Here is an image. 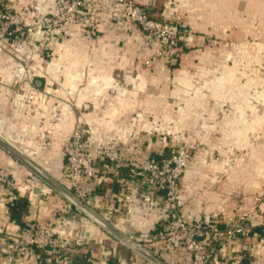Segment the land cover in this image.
Wrapping results in <instances>:
<instances>
[{"label":"crops","instance_id":"1","mask_svg":"<svg viewBox=\"0 0 264 264\" xmlns=\"http://www.w3.org/2000/svg\"><path fill=\"white\" fill-rule=\"evenodd\" d=\"M57 1L0 0V7L25 5L30 15L43 20ZM136 1L149 7L154 18L179 15L194 32L211 36L224 35L226 14L231 13L236 43L232 74L195 75L206 66L210 53L191 39L173 49L174 63L168 68L146 65L156 41L114 15H105L99 36L73 28L68 40L53 41L49 48L54 58H34L38 32L22 38L20 50L11 47V55H0V139L29 164L0 145V165L10 170L17 201L10 212L9 196L1 190L3 264H44L43 251L27 247L6 251L7 244L38 223L48 224L56 236L72 242L74 264H155L112 232L162 264H190L188 253L157 235L169 214L162 194H152L149 184L130 177L126 167L110 164L106 170L98 162L97 184L87 200L69 189L63 144L76 124L93 146L123 142L135 134L143 137L150 155L179 148L195 151L181 179L182 213L188 220L218 221L224 228V222L239 215L241 203L251 205L259 186L264 187V162L260 166L253 162L254 178L248 176L256 181L252 188L242 185L234 165L237 150H264L257 139L264 134V125L258 126L264 123V75L259 72L264 71V0ZM242 63L249 71L247 80L240 77ZM33 70L35 75L28 76ZM28 79L47 94L33 113L14 104L31 89ZM160 132L170 133L166 147L156 140ZM55 185L85 210L66 200ZM212 264H264V241L251 235L217 254Z\"/></svg>","mask_w":264,"mask_h":264},{"label":"built area","instance_id":"2","mask_svg":"<svg viewBox=\"0 0 264 264\" xmlns=\"http://www.w3.org/2000/svg\"><path fill=\"white\" fill-rule=\"evenodd\" d=\"M96 1L92 0L91 6L87 7L83 0H67L64 7L59 10V16L51 19L41 33L38 42L40 52L48 51L51 41L64 40L65 34L60 35L57 32L65 31L64 27L61 29L59 25L65 20L73 24L89 22L91 31L85 33L90 36L101 33L93 27L94 17L91 16ZM116 1L121 7L120 17L156 41V53L150 62L155 61L156 57L163 56L171 64L174 60L172 51L181 41V36L186 35V28L177 22L153 18L144 6L134 0ZM86 9L92 12L88 17L83 14V10ZM64 11L65 14H61ZM26 21L24 13L13 8L0 7V55H10L15 40L31 34L29 30L24 31L27 26ZM34 75L35 72L31 71L28 76ZM28 83L31 89L23 99L15 101L14 104L16 109L25 108V112L33 113L40 107L47 94L34 87L31 79H28ZM169 135V132H160L159 137L156 138L159 139L158 144L166 147L164 141ZM144 143L143 137L130 134L123 142L108 140L102 145L93 146L88 142L85 130L80 124H76L63 144L65 161L63 174L69 189L75 191L78 199L87 200L91 189L97 184L95 167L98 162H102L106 170L111 167L110 164L126 167L130 177L139 178L149 184L152 194L154 192L162 194L169 214L161 224L157 235L168 246L188 253L190 264H212L217 254L234 243L249 239L251 235L259 236L260 240L264 241V216L257 221L250 218L245 222L246 220L239 213L237 217L224 222V228H221L218 221L188 220L182 213L181 198V179L190 168L192 161L188 149L179 148L176 151L170 149L169 154L150 155L145 150ZM15 189L9 168L0 165V192L6 191L9 202L15 200L13 194ZM143 238L147 240L148 235L144 234ZM23 247L43 251L46 257L44 264H74L71 254L72 242L56 236L48 224L38 223L31 227L21 239L7 244L6 251L11 254ZM3 262L4 256L0 255V264Z\"/></svg>","mask_w":264,"mask_h":264},{"label":"rangeland","instance_id":"3","mask_svg":"<svg viewBox=\"0 0 264 264\" xmlns=\"http://www.w3.org/2000/svg\"><path fill=\"white\" fill-rule=\"evenodd\" d=\"M66 1L67 0H58L55 4L54 8H53V11L51 13L47 14L43 18V20H40V19L36 20L37 18L34 17L33 15H30V13L28 12L29 8L26 7L25 5H22L21 8H14L13 7V9L18 11V12L24 13V17H26V19H27V21H26L27 26H26V29L24 30L25 32H27L29 30L31 33H37L38 32L40 34V33L44 32V30L48 26L49 21L51 19L53 20L54 18L59 16V10H61L64 7V3ZM83 1L85 2V5L87 7L91 6L92 0H83ZM134 1L137 4H139L136 0H134ZM154 2H156V0H154ZM139 5L144 6L146 11L148 8L150 16H153L152 11L149 9V7L142 5V4H139ZM90 12H91V10L90 11L87 9L83 10V14L87 15L86 17H88ZM92 12H93V14L91 16L94 17L93 27H95L96 30H98V32H101V33H97L96 36L101 35L103 32L105 15H107V16L111 15L112 17L118 16V19L124 20L120 17L121 7L118 5L116 0H97L96 6H95V8L92 9ZM61 14H65V11L61 12ZM226 17H228L229 21L228 22L226 21V24L224 27V35L219 34V36H211V35L204 34V33L199 34V33L194 32L191 29V27L186 23L185 19L179 15H174L173 18H170L167 20L158 19V18H155V19L160 20V21H167V22H177L180 25H182L183 27H185L187 30V33H186V35L181 36V41H183V39L184 40L191 39V41L193 42V40H194L199 45L198 47L203 46V48H206L208 50V52L210 53L207 55L208 60L206 62H204V64L206 63V66H203L204 68L200 72L196 73L195 75H198L201 72L202 73L203 72L208 73V71H209L211 74H213L212 77H217L219 74L228 75V72L231 75L232 71H233L232 70L233 59H234L233 50H234V46L236 45V43L234 44V40L232 38L233 25L231 22V18H232L231 13L226 14ZM59 25H61V29L64 27L65 31L64 32L58 31L57 33L60 35L65 34L64 40H68V35L70 34V31L73 28H79L83 32L91 31L90 30L91 24L89 22H81L78 24H73L71 22H68V20L67 21L65 20L64 22H60ZM245 30H246V36L248 37L249 26H248V28H245ZM96 36H94V37H96ZM39 40H38V42H39ZM22 41L24 42V39L18 37L15 40V42L13 43L12 47L17 49V50H20ZM58 41H61V40H58ZM38 42L35 46L34 58H37V59H42L43 57H45L46 59L47 58H50V59L54 58V54H52V52L50 51V48L48 51L40 52ZM52 42L53 41H51L49 43V47H50ZM237 44H238V42H237ZM155 53H156V50H155L154 54L152 55V57L145 61L146 65L151 66V63H153V65H155V64L160 65V67H162V68H168L169 66H171L168 59H165L163 56L156 57L157 59L155 61L150 62V60H152L154 58ZM148 61H149V63H147ZM245 62H247V61H245ZM243 66H246V65L244 63H242L241 71H240V73H241L240 77L242 80L243 79L247 80L248 79L247 77L249 76V71L247 72ZM33 72H35V71L33 70ZM259 72L261 75H264V71H259ZM201 77H203V76L201 75ZM258 120L259 119H257V121ZM263 125H264V123L261 125H258V126H263ZM263 138H264V134L258 135L257 136L258 142H259V140L260 141L262 140L263 144H264ZM188 152L190 153L191 159L194 160L195 159L194 155L196 154V152L193 150H188ZM169 153H171V152H168L167 154H169ZM260 161L264 162V150L246 151L244 148L237 150L234 165H237L236 167L238 168V170L241 174L242 185L249 186L250 188H252L254 186L253 182H256V181L251 180L254 178L253 177V175H254V163L257 164L258 166H260ZM262 170H264V169L262 168ZM248 176H250L251 179ZM262 176H264V175L262 174ZM247 178H249V179H247ZM245 180H248V181H245ZM259 187L260 188L257 189L259 191L258 195L255 196V199L251 205L245 204L243 202L241 203L240 216L246 220L245 222H247V219H250V218H252V220L254 219L255 221H257L259 218L264 216V187L262 185H260ZM227 211L228 210H226V209L223 210L224 215L227 214ZM250 212H253V214H249Z\"/></svg>","mask_w":264,"mask_h":264},{"label":"water","instance_id":"4","mask_svg":"<svg viewBox=\"0 0 264 264\" xmlns=\"http://www.w3.org/2000/svg\"><path fill=\"white\" fill-rule=\"evenodd\" d=\"M147 12L149 13V10L147 8ZM174 63V60L171 61V64ZM0 145L2 147H4L9 153H11L13 156H16L18 159H20V161L22 163H24L25 165L29 166V164L26 162L25 159H23L16 151H14L12 148H10L4 141H2L0 139ZM33 170V168H32ZM56 187L59 192L64 196V198L68 201H70L72 204H74L76 207L80 208L81 210H85L84 206L76 199H74V197L68 193L65 190H62L61 188L59 189L56 185L54 186ZM112 234L119 239L120 241H122L125 245H127L128 247L132 248L133 250H136L137 252H139L140 254H142L144 257H146L148 260L152 261L155 264H162L161 262H159L158 260H156L155 258H153L151 255L147 254L146 252H144L140 246H138L137 244L131 242L129 239L124 238L120 235L115 234L114 232H112Z\"/></svg>","mask_w":264,"mask_h":264},{"label":"trees","instance_id":"5","mask_svg":"<svg viewBox=\"0 0 264 264\" xmlns=\"http://www.w3.org/2000/svg\"><path fill=\"white\" fill-rule=\"evenodd\" d=\"M16 200H13L12 202L9 203V210L10 212L14 213L15 207H16Z\"/></svg>","mask_w":264,"mask_h":264}]
</instances>
